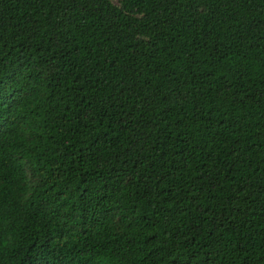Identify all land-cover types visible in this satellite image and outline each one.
Masks as SVG:
<instances>
[{"label":"trees","instance_id":"trees-1","mask_svg":"<svg viewBox=\"0 0 264 264\" xmlns=\"http://www.w3.org/2000/svg\"><path fill=\"white\" fill-rule=\"evenodd\" d=\"M0 264H264V0H0Z\"/></svg>","mask_w":264,"mask_h":264}]
</instances>
